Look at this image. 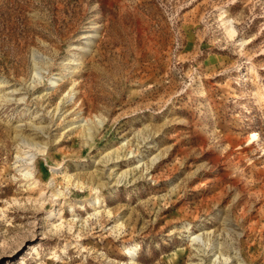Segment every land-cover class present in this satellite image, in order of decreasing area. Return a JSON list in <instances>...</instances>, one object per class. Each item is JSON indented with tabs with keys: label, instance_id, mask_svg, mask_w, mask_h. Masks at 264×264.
I'll list each match as a JSON object with an SVG mask.
<instances>
[{
	"label": "rangeland",
	"instance_id": "rangeland-1",
	"mask_svg": "<svg viewBox=\"0 0 264 264\" xmlns=\"http://www.w3.org/2000/svg\"><path fill=\"white\" fill-rule=\"evenodd\" d=\"M0 264H264V0H0Z\"/></svg>",
	"mask_w": 264,
	"mask_h": 264
},
{
	"label": "bare ground",
	"instance_id": "bare-ground-1",
	"mask_svg": "<svg viewBox=\"0 0 264 264\" xmlns=\"http://www.w3.org/2000/svg\"><path fill=\"white\" fill-rule=\"evenodd\" d=\"M96 202H100V199H99L98 197L96 198ZM94 204H95V203H94ZM132 254L135 255V251H133Z\"/></svg>",
	"mask_w": 264,
	"mask_h": 264
}]
</instances>
